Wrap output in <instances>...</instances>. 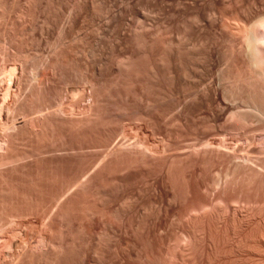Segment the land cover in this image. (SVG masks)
<instances>
[{
  "label": "bare ground",
  "instance_id": "bare-ground-1",
  "mask_svg": "<svg viewBox=\"0 0 264 264\" xmlns=\"http://www.w3.org/2000/svg\"><path fill=\"white\" fill-rule=\"evenodd\" d=\"M203 1L142 0L123 12L122 0L114 1L122 10L111 0H0V264H196L204 239L212 244L205 264L222 255L228 263L238 249L229 195L253 183V166L264 162V0ZM163 16L176 17L174 25ZM85 17L116 36L109 45L105 37L106 48L99 43L102 56L77 40ZM204 22L211 30L201 34ZM44 37L53 50L37 56ZM20 70L32 74L24 83ZM20 82L21 98L13 93ZM62 151L90 156L73 181L48 189L52 175H27ZM138 183L171 188L173 205L187 204L197 185L209 195L222 187L229 200L223 208L181 203L184 213H173L179 234L162 253L154 236L161 206L135 219L134 239L115 232L136 208L122 191ZM104 218L113 226L106 220L107 230L92 231Z\"/></svg>",
  "mask_w": 264,
  "mask_h": 264
},
{
  "label": "rangeland",
  "instance_id": "rangeland-1",
  "mask_svg": "<svg viewBox=\"0 0 264 264\" xmlns=\"http://www.w3.org/2000/svg\"><path fill=\"white\" fill-rule=\"evenodd\" d=\"M115 0H111V2H112V5H115L116 6V9L115 10H117V9H119V10H122V9H124V10H122L123 12H125L126 11V8L128 9V7L131 5H133V6H135V4L136 5H138L139 4V2H141L142 0H136L135 2H134V0L132 1H130V0H128V3H130L129 5H128V3H126L127 2V0H124L125 1V3H123L124 1L122 0V6H121V4H120V2H121V0H116V2H119V4H120V7L122 8H118V6H119V4L118 3H116V2H114ZM139 1V2H138ZM207 2V0H204L202 3H204V2ZM254 1H256L257 2V0H251V2H254ZM205 2V3H206ZM204 3V5H206V6H208L209 5V2H207L206 4ZM240 3H241V1H239V5H240ZM250 3V2H249ZM249 3H247V5L249 4ZM125 4H127V5H125ZM168 4V5H167ZM167 4H165V6H166V9L168 8V9H170V5H171V7H173L172 6V4L171 3H167ZM170 4V5H169ZM245 4H243V6H244ZM124 6V7H123ZM125 6H127L126 8H125ZM130 6V7H131ZM132 6V7H133ZM246 6V5H245ZM166 10V11H169V10ZM179 9V8H178ZM172 15H174L173 13H171ZM170 14V15H171ZM123 15H124V13H123ZM176 16V15H175ZM164 17V18H163ZM163 17H160V18H163V21L164 20H166V21H164L165 23H166V25H168L169 23L171 24V26H172V24L174 25V22L176 21V20H174L173 21V18L175 19L176 17H173V18H171L170 19V17L169 16H163ZM159 18V19H160ZM86 19L87 20H89V21H86ZM128 20V22H130L131 21V19L130 18H127ZM171 20V22H170V20ZM169 20V21H168ZM156 21H158L156 24L155 23H153V21L151 22V23H148V25H151L152 24V26H149L148 28L149 29H147V30H150V32H153L155 29V27L157 26V25H159V26H161L162 25V23H164L163 21H162V19H160V23H159V20H156ZM41 22H42V19H41ZM84 22H85V24H84ZM162 22V23H161ZM63 23H64V21H63ZM83 23V24H82ZM159 23V24H158ZM165 23L163 24V25H165ZM208 23L209 22H207V23H205L204 22V24H206V26L203 24L202 25V27H200V31H202L201 32V34L203 33V34H205V33H207L206 31V29H208V32H210V28H211V25L210 26H208V27H210V28H208L207 27V25H208ZM81 24H82V26L80 27L81 29L79 30L81 33L82 32H84V30H83V28H85V34L84 33H82V34H80V32H78L79 34H80V36H79V34H77L76 36L78 37V38H81V39H83L84 40V42H83V40H81V39H77V37H76V39L77 40H79L78 42L82 45H84V43H87V41H88V44H85L84 46H88V48L90 47V46H92L93 47V49H95L96 51H97V49L96 48H99V46L100 45H102V48H106V46L104 45L105 43H103V41H104V39H105V37H106V39L107 40H109V39H111V41L109 42V41H107V40H105L106 41V43L109 45V44H115L116 43V41H114V38L116 37L114 34H113V31H111V32H108L107 33V29H105V28H102L101 29V26H102V24L99 26L98 24H95V26L93 25L94 24V22H92L89 18H87V17H85L83 20H82V22H81ZM155 24V25H154ZM202 24V23H201ZM86 25L87 26V28H89V25H90V28H89V30H87L86 31V26L84 27V26ZM92 25V26H91ZM94 26V27H93ZM159 26H157V27H159ZM201 26V25H200ZM205 27H207V28H205ZM96 28V29H95ZM97 28H98V30H97ZM100 28V29H99ZM202 28H204L203 30H202ZM53 29V31H56V30H54L55 28L53 27L52 28ZM92 29V30H91ZM105 29V30H104ZM154 29V30H153ZM93 30H95V31H93ZM97 30V31H96ZM100 30V31H99ZM102 30V31H101ZM147 30H146V33H149V32H147ZM152 30V31H151ZM105 31H106V33H105ZM204 31V32H203ZM87 32H89V34L87 33ZM98 33V35H97V33ZM101 34H100V33ZM103 32H104V34H103ZM110 33V35H108ZM87 34H88V36H87ZM90 34H92V35H94V36H90ZM100 34V35H99ZM113 34V36L114 37H111V35ZM103 35H105V36H103ZM97 36H101V39H102V41H101V39H100V37H98L99 39H100V41L98 42V38H97ZM89 38V40H88V38ZM85 38H86V40H85ZM95 38H97V39H95ZM40 40H41V43H40V50L41 51H39L38 52V54L36 53L35 55H37V56H43V55H45V56H47L49 53H51L50 51L51 50H53V49H51L52 47H50V45L46 42V40H45V37L43 38V41H42V39L40 38ZM77 40H75V41H77ZM94 40V42L96 43V42H98L97 44H98V47H97V44H95V43H93V42H91V41H93ZM112 40H113V42H112ZM115 40H116V38H115ZM81 41V42H80ZM86 41V42H85ZM104 41V42H105ZM83 42V43H82ZM103 43V44H100L99 45V43ZM44 43H45V45H44ZM77 43V42H76ZM89 43H90V45H89ZM103 45H104V47H103ZM46 46V47H45ZM87 46L86 47H84V48H86V53H89L88 51H91V50H88V48H87ZM44 47H45V49H44ZM48 47H49V49H48ZM96 47V48H95ZM101 48V47H100ZM100 48L98 49V52L101 54H98V55H100V56H102V53H104V50L105 49H101L100 50ZM89 49H92L91 47L89 48ZM42 50H43V53H42ZM45 50V51H44ZM48 50V51H47ZM100 50V51H99ZM103 50V51H102ZM45 52V53H44ZM46 52L48 53L47 55H46ZM85 52H84V54H85ZM83 54V56H82V58L85 56ZM88 57L86 58V56H85V58H86V61L88 60L89 62L90 61H93L92 60V58H90V54H86ZM85 58H83L84 60H85ZM91 59V60H90ZM87 61V62H88ZM20 72H22L21 70L20 71H18V75H22V73H23V75L22 76H19V79H23L24 81L26 80V78L28 77V76H30V75H32V74H30V71L29 72H22V73H20ZM47 72V71H46ZM29 74V75H28ZM47 74H49V71L47 72ZM25 75H28L27 77L25 76ZM23 76H24V78H23ZM21 77V78H20ZM26 77V78H25ZM21 79V81L24 83V81ZM40 79H44L45 80V78H44V76H42ZM21 83V82H20ZM19 83V85L17 84V86H15L16 88L15 89H13V93H14V95L17 93L16 91H18L19 93H17L16 95L18 96V97H20L21 98V96H23L24 95V97H25V94L27 93V91H25L26 89H25V87H24V85H22L23 83H21L20 84ZM21 85H22V88H21ZM19 86V87H18ZM50 87H48V89L50 90V93H54V91L55 90H53V89H55V87H54V85H49ZM203 86H204V84H203ZM63 87V85L61 86H57V88L58 89H61ZM205 87V86H204ZM204 87H203V89H204ZM21 90V92L19 91V89ZM202 88V87H201ZM25 89V90H24ZM200 89V88H199ZM203 89H200V91L202 90L203 91ZM23 92H25V93H23ZM23 93V94H22ZM0 94H1V92H0ZM22 94V95H21ZM20 95V96H19ZM14 98V97H13ZM12 98V101H14V99ZM23 98V97H22ZM11 101V100H10ZM11 101V102H12ZM66 101V100H65ZM10 102V103H11ZM14 103V102H13ZM12 103V104H13ZM59 103V102H58ZM57 103V104H58ZM87 103H85V104H83V105H86ZM54 105H56V103L54 104ZM55 108H58V107H55ZM51 110H53V109H51ZM51 110H49V111H51ZM207 110H205V111H203V114H205V113H207L206 112ZM45 113H48L47 111L45 112ZM22 119H19V122L21 121ZM22 122V121H21ZM58 132H60V131H58ZM62 133H63V135L64 134H66V137H69L68 135H67V133H66V131L64 130V131H62ZM65 136V135H64ZM65 153V154H64ZM69 153V154H68ZM57 154V155H56ZM59 154V155H58ZM55 155V156H54ZM67 155V156H66ZM71 157H70V156ZM52 156V158L50 159L49 157H51ZM84 158H83V157ZM78 157V158H77ZM82 157V158H81ZM89 157V158H88ZM88 157H87V155H75V157H73V153H71V152H66V151H62V152H56V153H52V154H50V155H48V157H47V162H43L42 164H41V166H40V168H39V170H38V172H37V169L36 168H32V169H34V170H31L32 171V174H30L31 172H29L27 175H32L31 177L32 178H34V177H36L37 175H38V173L39 174H41L42 176H44V179L45 178H47L48 177V175H49V177H48V179L51 177V175H52V179H49V180H54V184L52 183V186H53V188H52V186H51V183L50 182H48L47 183V181H45L46 183H43V184H45V185H43V187H46L47 188V186H48V189L50 188V189H55L56 187L55 186H57L58 184H59V180H62L61 181V183L62 182H67V181H73L74 179H73V177L75 176V175H73V174H76L77 175V171H79V169H80V167L82 166L83 167V165L86 163V161H85V158H87V161L90 159V156L88 155ZM83 159V160H82ZM264 160V159H263ZM51 162V163H50ZM84 162V163H83ZM262 162V161H261ZM260 162V163H261ZM43 164H45L44 166H42ZM263 164V167L262 166H256V168H255V166H253V169H252V171L254 170V169H256L255 171H253V174L256 176H254V177H251L252 179H253V183L251 182V184H250V181H248L249 182V184H248V182L246 183H244V184H248V185H244L243 183L241 184H238L236 187H234V188H232V190H231V192H232V195L230 194H228V193H226L223 189H222V187H221V189H217V191L216 190H214V193L213 194H217V197L215 198L214 197V195L212 194V192L210 193V195H211V197H210V195H209V192H207L206 191V189L205 188H203V186L201 185H197V186H195V187H193L192 186V188L190 189V191H192V197L191 198H193V197H196L194 200L193 199H189L188 201H187V204H186V202L184 203V202H180V201H178V204L177 205H173V204H171V203H169L168 202V200L170 199V197L172 196L171 194H172V191L170 190L171 188H167V187H159V189L158 188H156L155 189V187H153V186H151L150 184L149 185H145V184H140V183H138V184H135V185H130V186H128V188H125V191H122V192H120L121 194H123L124 196H125V194L127 195L126 197H128V198H130V199H133L132 201L135 203V205H134V207H136V208H134L135 209V211H133L134 213H132L133 214V216L134 217H132L131 218V216H128L129 217V220H128V218H126L127 219V221L129 222L128 224H127V222H126V220H125V222H124V224H126V225H122L121 226V223H120V220L118 221V220H113V221H115L116 222V225H115V223H114V225L116 226V228H115V226L113 227V228H115V232L116 233H118V234H121L120 232H125L124 233V236H123V239H125V240H130V238L132 237H135V236H133L134 234L133 233H135L136 231L135 230H137L136 228L138 227V222L141 220V219H139V221L137 222V221H135V219H137L138 220V218H141V216L143 217V215H145L143 212H148L147 211V208H150L151 207V209H152V207H157V206H161V207H163V210H164V212L166 211V213H163V215H162V217H161V219H160V221H159V223L157 222L156 224V228H157V226H158V228L159 229H156V232L155 233H158V235L157 234H155L154 236H155V240L157 241H155L157 244H156V247H157V245H158V247H157V250L156 251H158V250H160V248H162V250L163 251H165L166 252V250H167V248H168V244H169V240H170V238H172V239H174V237H176L178 234H179V232H177L178 230H179V227H178V225L176 226L175 225V222L176 221H174V218H173V213H175L176 214V211L177 210H180V211H183V213H184V208L186 207V209H188V208H190V207H192V206H202V207H206L207 205L211 208H213V206H211V205H213V204H218V202H220L219 204L222 206V204H224L223 202H225L226 201V198H228L227 196L229 195V198L232 200H230V201H228L229 200V198L227 199V201L229 202V203H231V204H229V205H231L230 206V215L231 216H228V217H231L233 220V230H235V229H237V231H235V233H233L234 234V237L232 236L231 238H233V240H230V242L232 241V243H230V245H231V247L232 246H234V247H232L233 248V251H235L236 250V248H238L235 252H233V253H231L230 252V254H232V255H230L227 259H229V261H228V263L227 264H229L230 262V264H264V169L262 170V168H264V162L263 163H261V165ZM260 165V164H259ZM46 166V167H45ZM42 167H43V169L45 170H41L42 169ZM261 170H259V169ZM78 169V170H77ZM42 171V172H41ZM49 171V172H48ZM76 171V172H75ZM35 172H36V174H35ZM41 172V173H40ZM48 172V173H47ZM75 172V173H74ZM256 172H258L259 173V175H258V173H256ZM260 172H261V174H260ZM46 173V174H45ZM53 173V174H52ZM136 174H137V172H135ZM135 173H133V175L132 176H134V177H131L130 179H132V180H134V178L136 179L137 177H140V174H139V172H138V174H137V176H136V174ZM249 173H250V175H251V171H249L248 170V175H249ZM256 173V174H255ZM45 174V175H44ZM64 174V175H63ZM135 174V175H134ZM253 174H252V176H253ZM36 175V176H35ZM47 175V176H46ZM62 175V176H61ZM67 175H69V176H67ZM73 175V176H72ZM139 175V176H138ZM258 175V176H257ZM260 175L262 176V177H260ZM46 176V177H45ZM71 176H72V178H71ZM55 177V178H54ZM76 177V176H75ZM257 177H260V178H257ZM65 178H68V180H66ZM70 178V179H69ZM23 179V181L25 182V184H28L27 186H30L31 184L30 183H28V181H27V179H25V178H22ZM48 179H45V180H48ZM71 179H73V180H71ZM257 180V181H255V180ZM26 180V181H25ZM65 180V181H64ZM259 180V181H258ZM56 181V182H55ZM252 181V180H251ZM261 181V182H260ZM263 181V182H262ZM256 182V183H255ZM259 182V183H258ZM60 183V184H61ZM56 184V185H55ZM55 185V186H54ZM196 185V184H195ZM50 186V187H49ZM246 186V187H245ZM55 187V188H54ZM58 187V186H57ZM167 188V189H166ZM158 189V190H157ZM156 190V191H155ZM219 190V191H218ZM204 191H206V192H204ZM210 191V190H209ZM225 192V193H224ZM230 192V193H231ZM206 193H207V195H206ZM215 194V195H216ZM225 194H227V195H225ZM123 195H120V196H123ZM232 198H231V197ZM226 197V198H225ZM191 200V201H190ZM222 200V201H221ZM197 201V202H196ZM226 201V202H227ZM233 201H234V203H233ZM188 202H194V204L195 203H199V205L197 204V205H192V203L191 204H189ZM116 203V202H115ZM115 203H113V205H111V207H109V211L111 210V211H113V209H115V208H117V207H119V205H120V203L119 204H115ZM133 203V204H134ZM184 204V205H187V206H189V207H187V206H185L184 208H183V205L182 204ZM170 204V205H169ZM181 204V206H182V208H180L181 206H179ZM115 205V206H114ZM151 205V206H150ZM204 205V206H203ZM220 205H218L219 207H220ZM114 206V207H113ZM149 206V207H148ZM215 206V205H214ZM216 207V206H215ZM222 208H223V206H222ZM118 209V208H117ZM185 209V210H186ZM173 210H174V212H173ZM115 211V210H114ZM180 211H179V214H181L180 213ZM187 211V210H186ZM186 211H185V213H186ZM167 212H169L170 214H168ZM177 213H178V211H177ZM131 214V215H132ZM147 214V213H146ZM167 214H168V217H166L167 216ZM233 216V217H232ZM134 218V219H133ZM133 220V222H131L132 220ZM230 219V218H229ZM97 220H99V221H97ZM101 220V221H100ZM105 220V218L103 219V221H102V219H96L95 221H92L91 223L92 224H94L95 223V225L96 226H94V228H96V229H94L93 228V226H92V231H94L95 233H102V230L103 231H105V230H107L106 228H108V225H106L107 223L109 224V223H111L112 224V226H113V221L111 220V222H109L110 220L109 219H106L107 220V223H105V225H104V222H106V220ZM109 220V221H108ZM117 221L119 222V223H117ZM135 221V222H134ZM232 221H230L231 223H232ZM94 222V223H93ZM137 222V223H136ZM242 222V223H241ZM75 223V222H74ZM73 223V227L75 228L76 226H77V223L76 224H74ZM90 223V222H89ZM89 223H88V225H89ZM99 223V224H98ZM131 223V224H130ZM57 224V225H56ZM55 224V227L57 226L58 227V223H56ZM101 224H103V225H101ZM118 224H120V225H118ZM123 224V223H122ZM130 224V225H129ZM242 224V225H241ZM74 225H76V226H74ZM88 225H87V227H88ZM127 225H129L131 228H128V226ZM131 225H133V226H131ZM106 228H105V227ZM124 226H125V228H124ZM231 226V227H232ZM262 226V227H261ZM234 227H236L235 229H234ZM105 228V229H104ZM128 228V229H127ZM242 228V229H241ZM259 228H260V230H259ZM89 229L91 230V224L89 225ZM100 229V230H99ZM117 229H121V230H117ZM160 229H161V231H160ZM178 229V230H177ZM263 229V230H262ZM97 232H96V231ZM117 230V231H116ZM124 230V231H123ZM157 230H159L161 233H159V231H157ZM98 231H100V232H98ZM127 231V232H126ZM155 231V230H154ZM180 231V230H179ZM241 231V232H240ZM233 232V231H232ZM237 232V233H236ZM244 232V233H243ZM126 233H127V235H129V236H126ZM177 233V234H176ZM136 234V233H135ZM176 234V236H174ZM232 234V235H233ZM157 235V236H156ZM247 235V236H246ZM243 236V237H242ZM250 236V237H249ZM262 236V237H261ZM126 237V238H125ZM129 237V238H128ZM156 237H157V239H156ZM242 237V238H241ZM247 237V238H246ZM128 238V239H127ZM244 238H246L247 239V242L245 243L244 241H243V244L244 245H246V248L245 247H243L244 245H241V246H238V244L237 243H240L242 240L241 239H244ZM134 239V238H133ZM132 239V240H133ZM258 239H260V240H258ZM218 240L219 241H221V233L219 234V237H218ZM241 240V241H240ZM245 240V239H244ZM206 241V242H205ZM238 241H240V242H238ZM246 241V240H245ZM1 242V241H0ZM204 245H203V244ZM212 245L211 244V242L209 243L208 242V239H204V240H202L201 241V243H200V245H202L203 247H199L200 249L198 250L199 252H200V250H201V248L203 249V250H201V251H203V253L201 254V252L199 253V252H197V254L199 255H196V256H198L197 257V260H196V264H205V261H207V256L206 255H208V253L207 252H209L211 249L209 248V247H212V246H209L208 247V245ZM234 244H236V245H234ZM242 244V243H241ZM230 245H227V246H225V248H226V250H225V248H224V250L225 251H227V249L230 247ZM160 246H162V247H160ZM222 247V243L221 244H219V247ZM230 247V248H231ZM236 247V248H235ZM245 249H243V248ZM209 248V249H208ZM232 248H231V250H232ZM242 248V249H241ZM208 250V251H207ZM240 250H242V251H240ZM161 251V250H160ZM163 251H161L162 253H164ZM210 253V252H209ZM223 257H225V255H222ZM222 257V258H223ZM221 258V256L218 258V261H219V259ZM221 258V259H222ZM231 258V259H230ZM221 259H220V261H219V263L218 264H225L226 262H225V260H222L221 261ZM225 259V258H224ZM226 259V260H227ZM230 260H232V261H230ZM225 262V263H224ZM207 263V262H206ZM131 264H135V263H133V262H131Z\"/></svg>",
  "mask_w": 264,
  "mask_h": 264
}]
</instances>
